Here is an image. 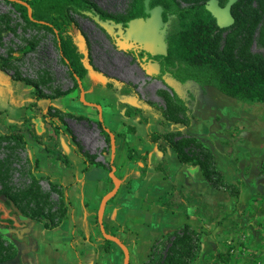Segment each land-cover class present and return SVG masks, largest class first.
Returning <instances> with one entry per match:
<instances>
[{"label": "rangeland", "instance_id": "rangeland-1", "mask_svg": "<svg viewBox=\"0 0 264 264\" xmlns=\"http://www.w3.org/2000/svg\"><path fill=\"white\" fill-rule=\"evenodd\" d=\"M90 1L113 15L124 14L131 2ZM151 1L144 0L146 16L126 22L121 28L116 23L97 20L89 11L72 12L78 26L77 38L80 33L84 43L76 40L74 32L70 33L71 38L80 51H87L84 63L92 67L82 80H77L60 58L55 36L27 23L8 1L0 0V57L14 55L4 70L0 68V77H7L10 81H16L13 79L16 75L29 79L44 95L68 91L54 99L51 106L60 112L53 119L47 114V106L41 109L52 100L39 99L38 103H33L34 100L31 102L30 99L35 95L30 85L20 84L19 90L18 85L1 82L0 78V181L12 195H20L30 183L32 173L42 189L50 191L47 178L41 173L43 169L39 163L38 168L35 167L37 150L48 148L50 159H56L57 155L67 159L63 149L55 147L60 146V142L66 146L67 141L75 153L84 151L94 156L96 162L105 161L111 170L110 176L117 182L120 176L112 168L118 165L120 154L115 160V140L110 138L106 145L99 132L96 125L98 108L103 110L117 105L124 109V116L126 109L138 108L131 116L140 123H135L139 131L137 138L146 135L147 139V134L153 130L188 131L210 148L217 168L228 183L227 189H215L202 177L197 166L180 163L174 152L159 142L162 153L168 150L171 170L164 158L154 168L161 169L157 171L163 180L171 173L175 174V182L157 200L166 213L180 215V218L174 216L171 220L173 228L180 225L181 220L189 222L201 233L200 249L193 264H264V105L227 97L214 87H201L191 80L181 82L164 71L156 58L165 52L168 23L163 16L164 7L161 4L152 6ZM176 1L187 6L193 0ZM236 4L235 0L231 5L233 23L221 28L216 47L240 61L247 59L248 55L264 60V0ZM156 7L160 9V20L153 24L148 19ZM27 43L31 48L21 56L16 55L14 51ZM106 89L111 90L109 96L102 91ZM101 91L104 93L102 99L93 97L94 92L99 95ZM19 93L24 97L23 107L34 112L31 116L21 114L19 105L11 102ZM174 94L186 109L176 114L186 118L189 127L161 121L159 111L153 106L166 109L171 106L174 112ZM89 103L93 104L92 108ZM88 107L96 112L94 116L97 118H89L91 121L81 119L77 114L78 110ZM113 116L111 122V117L104 114L103 121L107 128L116 130L120 120L117 125V117ZM51 121L55 122L57 130H52ZM11 133L22 134L24 143L17 144L6 138ZM33 138H38L41 144ZM47 141L55 143L54 149L47 145ZM135 144L137 150L138 144L139 148L143 147L142 142ZM56 151L58 154L55 155ZM128 154L132 160L137 158L144 165L149 163V155L139 156L134 148H127ZM179 164L184 165L185 172L175 168ZM141 172L144 173V168ZM50 179L57 181L53 175ZM65 193L71 203L69 190ZM51 199L52 202L45 206V213L53 216L58 205L55 191L51 192ZM16 215L21 217V222ZM25 218L17 207L11 203L7 205L0 198V230L17 248L20 246L18 264H22L20 241L29 225Z\"/></svg>", "mask_w": 264, "mask_h": 264}, {"label": "trees", "instance_id": "trees-1", "mask_svg": "<svg viewBox=\"0 0 264 264\" xmlns=\"http://www.w3.org/2000/svg\"><path fill=\"white\" fill-rule=\"evenodd\" d=\"M20 16L29 24L38 28L50 31L56 39L59 55L69 72L77 80H82L89 71L84 59V52L80 51L70 33L74 32L76 40L78 26L73 18L72 12L89 11L95 18L102 22L116 23L118 28L125 26L126 22L146 16L144 0H131L128 9L122 15H113L100 9L90 0H6ZM219 5H224L226 0H218ZM250 0H236V3ZM162 5L163 16L168 23L165 43V52L156 58L161 68L169 72L175 79L183 82L191 80L201 87H214L221 94L243 102L261 103L264 105V60L258 56L248 55L244 61L236 59L231 54L219 51L216 47L217 35L222 30L218 27L214 16L206 9V0H193L187 6L180 5L176 0H152L150 5ZM236 4V5H237ZM31 48L27 43L16 49V55L21 56ZM88 48V47H86ZM13 54L0 57V68L12 60ZM13 79L30 85L36 99L54 100L55 98L68 93V91H57L54 95H44L39 86L29 79L15 76ZM128 86V84H125ZM76 88V85H74ZM135 94V93H134ZM147 104L151 105L150 102ZM161 115V121H169L172 124H183L189 127L186 118L178 117L176 112L185 111L182 101L174 94V112L172 107L168 109L154 105ZM139 110L126 109L125 116L131 117ZM60 111L51 105H47V114L56 118ZM70 114V113H67ZM81 119L91 121L85 115H78ZM53 131L58 127L55 122H49ZM96 125L103 136L106 145L110 142L109 133L105 130L100 120ZM127 131L135 133L134 126L128 125ZM6 138L17 144L24 143L22 134L11 133ZM41 144L38 138H33ZM147 140L154 143L157 149L162 152L159 142L164 147L171 149L177 160L183 164L197 166L202 177L215 189L228 188V183L223 179L222 173L215 164L214 155L210 148L190 132H161L153 130L147 134ZM49 152L48 148H45ZM86 164L102 165L96 162L95 157L84 151L79 152ZM131 159L130 154L127 155ZM63 168L69 165L65 156H56ZM35 167L38 168V160L35 159ZM1 166V164H0ZM86 167L83 168V172ZM160 170L161 169H157ZM50 186V191H45L38 184V178L30 174V183L21 190L20 195H12L0 181V198L10 206V203L19 209L22 217L27 222L41 223L44 228L57 227L67 218L71 203L66 196L69 186H64L58 181L53 182L50 175H45ZM58 189V190H57ZM58 195V205L55 215L45 213V206L52 202L51 192ZM22 201L25 202L24 205ZM166 213V209H164ZM17 216L19 222L21 217ZM12 223L11 219H8ZM7 228V227H4ZM7 242V243H6ZM108 240H105L103 249L108 251ZM201 243V233L191 226L189 222H183L170 230L158 233L150 245V251L142 264H193ZM8 246H5L7 245ZM21 248L9 240L0 230V261L12 260L14 264L20 262ZM225 262L227 261L226 259Z\"/></svg>", "mask_w": 264, "mask_h": 264}, {"label": "crops", "instance_id": "crops-1", "mask_svg": "<svg viewBox=\"0 0 264 264\" xmlns=\"http://www.w3.org/2000/svg\"><path fill=\"white\" fill-rule=\"evenodd\" d=\"M0 78L1 82H11L18 87L20 84L29 86L20 81H10L7 77ZM102 91L108 96L111 92L107 89ZM102 91L99 95L94 92L93 97L102 99L104 96ZM30 100L36 103L39 99ZM53 101H49L48 104L54 105ZM11 102L19 105L18 110L21 114L31 116L34 113L23 107L25 101L22 93ZM48 104L39 108L44 109ZM88 105L91 108L93 106L90 103ZM90 107L78 110L77 114L97 118L94 116L96 112L88 110ZM98 109L100 111L97 116L104 126H106L103 121L104 114L110 117L115 115L117 125L118 119L120 120L116 130L105 127L110 138L115 140V160L117 154H120L118 165L112 168L120 178L115 182L116 178L110 176L111 170L105 161L100 166L86 164L81 154L75 153L73 146L67 141L66 146L62 142L60 146H55L53 141L51 144L47 141L51 149H54V146L63 149V154L67 156L69 162L65 168L62 167L60 160L50 159L45 148H38L36 159L43 169L41 173L55 176L64 186L70 185L69 197L72 207L67 218L57 227L46 229L43 224L34 223L29 231L23 234L20 241L23 249L22 264H56L57 260L59 264H126L122 246L126 248L128 264H142L150 251L152 240L159 232L173 228L170 222L174 216L180 218L179 214L165 213L157 200L160 195L166 193L169 185L175 182L173 180L175 174L171 173L169 178L163 180L160 177L161 173L154 168L164 158L171 170V164L167 159L168 150L165 153L160 152L154 143L146 139V135L137 138L139 131L135 123H140L133 117L124 116V109L117 105L103 110ZM128 125L134 126L135 133L127 132ZM137 141L142 142L143 146L139 148L138 144V150L135 148ZM127 148H134L139 156L149 155V163L144 165L137 158L128 159ZM85 167L86 170L83 172ZM143 168L144 173L141 172ZM175 168L185 172L182 164L175 165ZM182 223L180 220L179 224ZM43 231L44 234L41 235ZM105 240L109 242L107 252L103 249Z\"/></svg>", "mask_w": 264, "mask_h": 264}, {"label": "water", "instance_id": "water-1", "mask_svg": "<svg viewBox=\"0 0 264 264\" xmlns=\"http://www.w3.org/2000/svg\"><path fill=\"white\" fill-rule=\"evenodd\" d=\"M234 1L235 0H227L223 6H220L218 0H206V9L214 16L219 28L228 27L233 23L234 18L231 13V5L233 4ZM159 20H160V9L156 7L152 10L151 17L150 19H148V21L150 23L157 24ZM77 39L84 43V38L80 33ZM84 55L85 56L87 55L86 50L84 51ZM84 64L89 71H92V67L89 63L85 62ZM25 220L27 221L28 219L25 218ZM33 224L34 223L30 222L28 227L24 229V232H28ZM122 247L124 250L125 262L126 264H128L126 248L124 246ZM0 264H14V262L12 260H7V261H0Z\"/></svg>", "mask_w": 264, "mask_h": 264}, {"label": "built area", "instance_id": "built-area-1", "mask_svg": "<svg viewBox=\"0 0 264 264\" xmlns=\"http://www.w3.org/2000/svg\"><path fill=\"white\" fill-rule=\"evenodd\" d=\"M98 107V106H97Z\"/></svg>", "mask_w": 264, "mask_h": 264}, {"label": "flooded vegetation", "instance_id": "flooded-vegetation-1", "mask_svg": "<svg viewBox=\"0 0 264 264\" xmlns=\"http://www.w3.org/2000/svg\"><path fill=\"white\" fill-rule=\"evenodd\" d=\"M223 6V5H222Z\"/></svg>", "mask_w": 264, "mask_h": 264}]
</instances>
